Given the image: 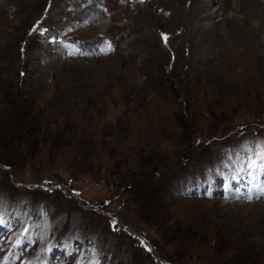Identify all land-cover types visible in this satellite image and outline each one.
Returning <instances> with one entry per match:
<instances>
[{"label": "rangeland", "instance_id": "rangeland-1", "mask_svg": "<svg viewBox=\"0 0 264 264\" xmlns=\"http://www.w3.org/2000/svg\"><path fill=\"white\" fill-rule=\"evenodd\" d=\"M102 14L108 31L92 25ZM30 95L42 125L73 134L65 156L39 136L36 155L0 142L1 223L35 229L26 249L1 227L0 264H189L191 243L166 229L201 215L233 237L237 264L264 259V0H0L2 132L26 129ZM81 132L96 135L93 170ZM150 154L180 165L170 196L140 208L126 181Z\"/></svg>", "mask_w": 264, "mask_h": 264}, {"label": "trees", "instance_id": "trees-1", "mask_svg": "<svg viewBox=\"0 0 264 264\" xmlns=\"http://www.w3.org/2000/svg\"><path fill=\"white\" fill-rule=\"evenodd\" d=\"M30 96V99H32V102L34 104L31 105V107L34 108L35 105L39 106V104L36 103L37 98H34L32 95ZM35 108L37 110L35 109V111H32L33 113L31 119L27 120L28 125L26 126V129H18L19 135L15 137H12L11 134H5L0 130V142H7V139L10 138L12 139V142H18L19 144L25 143V152L27 154L32 153L33 155H36L40 148L34 146V143H31L30 141L32 138L36 140L41 137V141L43 140L49 142L47 147L50 155L53 154L54 156H65L68 152V149H66L65 147L67 145L66 142L68 139H70L68 137H72V135H70L73 134L72 130L71 132L68 131V129L53 130L49 129L46 124L42 125V122L45 121V113H43V111H45L44 109L46 108L43 109L37 106H35ZM80 135V140H82V142L80 141L83 149L82 153L84 155V160L86 163L85 167L87 168V170H93V168L97 166L96 164H94L95 147L93 145L91 146V142L96 135L93 132H81ZM99 136L107 137L108 135L101 130ZM74 137L75 136H73V138ZM53 155L51 156L53 157ZM110 156L111 160H114V158L116 157H120L122 163H125L126 159L128 158L126 155L119 152V150L114 152ZM137 164V167L133 169L132 173L129 175L126 181L129 182L130 185V187H128V190H132V192H135L134 195L130 193L131 200L134 199L137 203H141L140 208H146L145 205L148 206L149 202L154 203V201L159 197H162V199L169 197L172 190L171 183L174 178L173 174H175L174 171L176 170L177 166L180 165V163L178 161H171L167 163L166 160H161L159 157L150 154V156L147 155L146 157H143L139 163L137 162ZM155 173H158V177H155ZM126 182L123 183L126 184ZM146 184H150V187L147 186L149 190L145 189ZM179 188H176V186H174L175 192H178ZM158 193L160 195H158ZM162 217L163 224L166 222V217L164 215ZM196 217L199 218L201 223L194 224L197 228L195 230L191 228H184V226H181V224H187V216L179 219L180 221L177 222L178 227L173 226V228H175L174 230L172 229V226L166 229V231H169L168 236L170 235L171 237L168 242L173 243V246L176 249L181 248L179 245L180 243H191V248L186 249V251L183 250L185 252V255L187 256L189 264H208L210 262V259L212 258L210 256L212 251L208 250L207 246L210 241H213V243L215 241L218 242V247L214 252V257L219 256L221 258V263L237 264L238 262H240L241 260L235 259V257L234 259H231L232 257L230 256V244L233 241V237L228 235L225 231H222L221 228H219L214 222H206V220H204L205 215ZM193 247L195 248L193 249ZM246 263H248V261H243V264ZM253 264H264V259L262 261L254 262Z\"/></svg>", "mask_w": 264, "mask_h": 264}, {"label": "bare ground", "instance_id": "bare-ground-1", "mask_svg": "<svg viewBox=\"0 0 264 264\" xmlns=\"http://www.w3.org/2000/svg\"><path fill=\"white\" fill-rule=\"evenodd\" d=\"M218 3L220 4L221 3V0H218ZM87 6V4H86ZM215 6V5H214ZM222 6V5H221ZM212 7V6H211ZM217 6H215V8L213 10L216 9ZM211 9V8H210ZM211 11L210 14L213 16V17H218L219 16V13L220 12H223L225 10L222 11V9H218L216 11ZM79 12V11H78ZM91 14V13H90ZM209 14V13H208ZM222 14V13H221ZM90 16V15H88ZM87 17V16H86ZM222 18H220L221 20ZM112 18L107 14H102L101 16H99V18L95 19L94 22H92V25L95 27H99L102 31H106L108 29V27L110 26L111 24V21ZM108 31V30H107Z\"/></svg>", "mask_w": 264, "mask_h": 264}, {"label": "snow or ice", "instance_id": "snow-or-ice-1", "mask_svg": "<svg viewBox=\"0 0 264 264\" xmlns=\"http://www.w3.org/2000/svg\"><path fill=\"white\" fill-rule=\"evenodd\" d=\"M162 35H163V34H162ZM163 38H164L165 41H167V36H166V35H164Z\"/></svg>", "mask_w": 264, "mask_h": 264}]
</instances>
